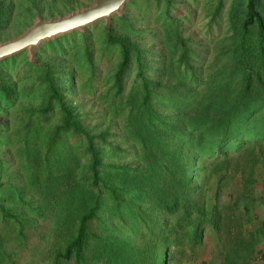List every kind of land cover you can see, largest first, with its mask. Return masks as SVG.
<instances>
[{
	"label": "trees",
	"instance_id": "obj_1",
	"mask_svg": "<svg viewBox=\"0 0 264 264\" xmlns=\"http://www.w3.org/2000/svg\"><path fill=\"white\" fill-rule=\"evenodd\" d=\"M73 8L47 16L36 12L26 26L37 15L48 18ZM223 9V0H217L211 18ZM125 12L113 17L109 27L99 21L83 33L41 44L36 63L28 62L24 52L0 62L22 58L40 72L35 76L44 88L35 112L39 120L48 121L47 114L58 108V122L44 135L43 157L48 160L57 145L62 147L65 134L83 145L86 161L77 173L65 171L63 176L62 222L72 220L73 226L53 264H165L167 257L201 245L209 228L223 243L225 262L239 264L264 237V212L261 217L254 212L257 207L264 211V3L232 0L224 33L208 40L200 63L192 58L191 38L183 35L177 19H170L163 32L166 51L156 68L136 41L114 31ZM98 27L104 47L116 54L110 82L120 102L114 111L126 109L125 133L139 151L136 166L102 160L95 140L105 144L106 130L94 135L85 128L63 100L50 63L40 57L44 47L78 37L83 41L81 57L91 65L88 36ZM64 77L68 82L69 74ZM0 92L6 107L24 95L15 84L1 81ZM239 153L246 154L245 166L230 161ZM234 179L240 188L227 193V203L220 202ZM212 183L214 190L207 193ZM257 183L261 189L255 194ZM0 212L17 218L1 203ZM247 224L253 229L246 230ZM90 250L93 259L87 261Z\"/></svg>",
	"mask_w": 264,
	"mask_h": 264
},
{
	"label": "rangeland",
	"instance_id": "obj_2",
	"mask_svg": "<svg viewBox=\"0 0 264 264\" xmlns=\"http://www.w3.org/2000/svg\"><path fill=\"white\" fill-rule=\"evenodd\" d=\"M231 1L223 0L221 15L211 18L217 0H171L169 3L134 0L125 8L124 21L115 22L114 31L136 41L145 50L152 68H156L166 51L163 42L166 23L177 19L183 35L192 40L194 62L200 63V51L205 53L208 40L224 33L225 11ZM87 4L90 0H0V40L21 32L36 12L47 16ZM101 34L102 29L98 27L88 36L91 65L81 57L83 41L78 37L44 47L40 57L50 63L63 100L79 115L85 128L94 135L106 130L105 144L95 140L102 160L136 166L139 151L125 133L126 109L114 111L120 102L110 82L116 54L104 47ZM39 73L22 58L0 65V81L15 84L17 91L24 94L12 107L0 102V203L18 218H9L0 212V264H53L56 252L72 231V220L63 224L66 197L61 184L65 171L77 173L86 159L79 139L66 134L62 137V147L57 145L48 160L43 157L44 135L58 122L59 111L55 108L49 112L46 122L39 120L35 113L44 99V88L41 90L35 79ZM66 74L72 79V86L70 79L66 82ZM2 99L0 92V101ZM230 161L245 166L246 154L239 153ZM209 185L211 189L207 193L213 192L215 187L214 183ZM239 186V179L230 181L226 192L221 193L220 202L227 203V193L236 192ZM255 187L257 194L260 183ZM100 212L106 216V211ZM254 212L261 217L264 211L257 207ZM246 228L253 229L250 224ZM115 231L122 234L119 229ZM222 244L210 228L206 229L201 245L193 251L185 249L173 259L167 257L165 264H227ZM90 246H93L92 241ZM86 257L87 261L93 259L92 250ZM59 264L69 262L60 260ZM239 264H264L263 236L254 242L253 249L246 252Z\"/></svg>",
	"mask_w": 264,
	"mask_h": 264
},
{
	"label": "water",
	"instance_id": "obj_3",
	"mask_svg": "<svg viewBox=\"0 0 264 264\" xmlns=\"http://www.w3.org/2000/svg\"><path fill=\"white\" fill-rule=\"evenodd\" d=\"M131 1L90 0V4L57 16L44 18L37 15L22 32L0 40V62L24 52L28 62L36 63L35 55L41 44L75 31L83 33L99 21L109 27L113 17H121Z\"/></svg>",
	"mask_w": 264,
	"mask_h": 264
}]
</instances>
